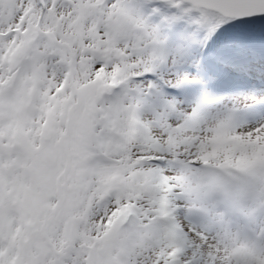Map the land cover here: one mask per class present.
<instances>
[{
    "label": "snow or ice",
    "instance_id": "snow-or-ice-1",
    "mask_svg": "<svg viewBox=\"0 0 264 264\" xmlns=\"http://www.w3.org/2000/svg\"><path fill=\"white\" fill-rule=\"evenodd\" d=\"M0 264H264V0H0Z\"/></svg>",
    "mask_w": 264,
    "mask_h": 264
}]
</instances>
